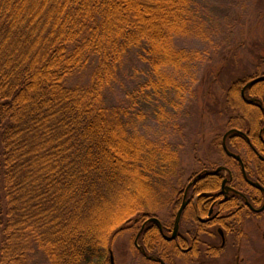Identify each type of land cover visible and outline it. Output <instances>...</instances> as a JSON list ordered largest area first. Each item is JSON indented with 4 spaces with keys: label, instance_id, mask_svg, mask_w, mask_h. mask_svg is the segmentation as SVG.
Listing matches in <instances>:
<instances>
[{
    "label": "trees",
    "instance_id": "trees-1",
    "mask_svg": "<svg viewBox=\"0 0 264 264\" xmlns=\"http://www.w3.org/2000/svg\"><path fill=\"white\" fill-rule=\"evenodd\" d=\"M205 6L0 0V264H109L126 233L140 255L141 223L171 209L186 185L187 146L198 151L177 120L190 86L184 76L199 56L178 42L216 35ZM257 74L223 89L225 133L251 127L253 116L259 128L261 112L241 93ZM247 95L264 98V82ZM143 118L163 133L143 134ZM224 134L209 152L222 153ZM140 243L168 254L156 227Z\"/></svg>",
    "mask_w": 264,
    "mask_h": 264
},
{
    "label": "rangeland",
    "instance_id": "rangeland-1",
    "mask_svg": "<svg viewBox=\"0 0 264 264\" xmlns=\"http://www.w3.org/2000/svg\"><path fill=\"white\" fill-rule=\"evenodd\" d=\"M200 1L206 5L209 25L218 30L216 35L205 40L184 39L178 42L179 47L194 50L199 56L191 65V71L184 76V82L190 86L186 89L183 114L177 120L186 126L185 132L191 134L198 148L195 152L190 142L183 156L185 184L197 171L200 162L211 166L220 159L208 151L207 145L217 135L225 133L227 117L224 114L223 89L235 77L253 75L258 68L264 72V0ZM178 75L181 77L180 73ZM130 82L133 85V81ZM108 95L112 105L118 104L117 92L111 91ZM143 110L148 112L145 107ZM137 127L150 137L163 133L148 118L137 122ZM177 136L171 140L179 141ZM169 214L168 210L164 212L165 217ZM131 236V233H126L116 240L113 246L115 263L147 264L133 253ZM236 241L239 247L228 248L225 256L215 264H264V216L247 223L244 234ZM37 264L47 263L40 257Z\"/></svg>",
    "mask_w": 264,
    "mask_h": 264
},
{
    "label": "flooded vegetation",
    "instance_id": "flooded-vegetation-1",
    "mask_svg": "<svg viewBox=\"0 0 264 264\" xmlns=\"http://www.w3.org/2000/svg\"><path fill=\"white\" fill-rule=\"evenodd\" d=\"M256 73L253 80L264 77V72L256 71L254 75ZM247 85L242 89V98L261 112L259 128L255 129L253 124L257 118L253 116L251 127L248 124L245 128L227 131L222 139L223 154L217 153L220 159L211 166L199 165L173 200L168 210L171 214L165 217L166 210H163L141 223L134 244L143 261L151 264H215L225 256L228 248L239 247L236 240L244 234L247 223L264 216V98L247 95L250 88ZM231 131L233 133L229 134ZM234 135L236 139L232 144ZM224 145L240 157V161L230 157ZM152 227L157 228L158 236L167 243L166 258L162 247L149 253L140 243L141 234ZM109 264H116L113 250Z\"/></svg>",
    "mask_w": 264,
    "mask_h": 264
},
{
    "label": "water",
    "instance_id": "water-1",
    "mask_svg": "<svg viewBox=\"0 0 264 264\" xmlns=\"http://www.w3.org/2000/svg\"><path fill=\"white\" fill-rule=\"evenodd\" d=\"M261 82H264V77H261V78H258V79H256V80H253L252 82H250L248 85H247V87H251V86H253V85H255V84H257V83H261ZM231 133H233V131H231V132H229V134H231ZM224 150H225V152L230 156V157H232V158H234V159H236V160H239L240 161V157H238V156H236V155H234V154H232L231 152H229L228 151V149H227V147L224 145ZM255 187H259L258 185H255V184H253ZM260 188V187H259ZM184 208V207H183ZM183 208L179 211V213H178V222H179V218H180V216H181V214H182V212H183ZM153 221H155V222H158V220L157 219H153ZM175 237V235L173 236V238ZM173 238H171V239H173ZM111 257H112V259H113V255L111 254Z\"/></svg>",
    "mask_w": 264,
    "mask_h": 264
}]
</instances>
